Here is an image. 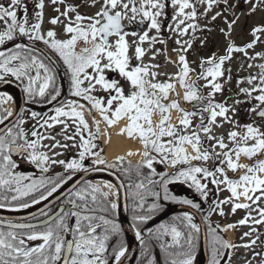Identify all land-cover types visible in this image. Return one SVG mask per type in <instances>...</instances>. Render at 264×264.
<instances>
[{"label":"snow or ice","instance_id":"6c2138e0","mask_svg":"<svg viewBox=\"0 0 264 264\" xmlns=\"http://www.w3.org/2000/svg\"><path fill=\"white\" fill-rule=\"evenodd\" d=\"M55 4L57 2L63 3V0H52ZM93 3L96 0H92ZM204 2V0H200ZM214 0H208V5ZM171 4L175 9V14L172 17L176 21L175 29L179 34H184L189 28L195 30L196 25L186 21L194 20L196 18V10L189 0H171ZM40 11L35 13L37 22L29 24L28 9L23 4V0H8L7 4L0 3V22L3 23V28L0 29V45H6V42H13L15 49L8 48L7 51H0V80L5 76L14 77L16 80L24 82L26 85L23 91L27 94L29 99L40 97L47 99L50 103L57 99L60 95V90L56 86L55 76L53 70L42 59L34 54L36 51L34 46H28L24 43H16L17 35L21 38L26 37L30 42L40 41L54 52L63 64L66 66L67 72L70 74L71 91L73 97L87 101L90 109H86L84 104L78 100L68 101L61 107L54 109V115L48 117L39 126L52 128L55 124H63V133H67L69 125L66 120H72L76 125L75 132L72 136L64 135L66 140H74L75 136L80 137V143L77 145L73 143L72 147H78V159L70 161L51 159L45 152L40 151L38 146L49 147L41 145L44 139H54L51 136H43L38 131L33 130L32 137L36 139L28 140L20 125L25 121L18 119L12 127L7 128L3 135H0V208H9L12 211L20 209H28L32 205L40 204L41 201H46L49 197L65 183V179L60 177L53 181L51 178L41 177L40 179H32L24 176L19 172L14 171L17 167L16 162L12 158V153L26 154V158L42 173H47L50 164H60L64 166L66 171H87L84 167V161L87 156L93 157V165H104L107 168H113L115 165L106 161L99 152L93 151L97 145L93 140L98 135V121L92 123L97 127V132L93 133L90 130V125L86 116L91 115L92 110H96L102 115L103 121L108 125H113L116 121L123 117H127V126L121 129V133L126 132L129 137H133L134 133H138L141 142L144 145L145 151L142 153L143 160L137 167L147 165L152 168L154 157L149 155V149L162 155L161 162H168L171 157L170 166L175 169L176 165H189L184 169H177L171 174H161L160 184L164 191V200H176L168 194L167 185L174 180H183L185 182L191 181L196 190L202 196H206V185L201 182L202 179L212 177L211 183L214 185L224 184L227 190L231 193L229 198L231 201L239 200L241 197L245 201H252L256 204L261 199H264V160L258 161L255 165H240L233 161L229 154L233 152L238 159L241 154L251 158L261 150H264V133L260 132L258 128L251 124L245 125L246 132L244 135L233 131L228 133V138L236 145L229 151H223L227 145L223 142V138H216L208 135L211 128L205 126L203 122L191 132V135H179L177 128L168 123L170 117L167 115L170 109H175L182 113L179 119V124L184 130H187L191 124L190 117L196 115L195 112L184 111L179 107L177 100H173L169 104H164L161 101L166 100L169 91H174L176 84L174 83H151L145 77H155L156 73L149 72L148 66H136L129 68V44L126 41V36L137 35V33H128L123 30L122 21L127 19L129 22L140 18V23L149 21L148 28L160 31L161 25L158 18L163 14L166 7L164 0H103L100 10L94 16L85 17L80 14L75 16V20L69 19L67 24H64L63 31L69 34L67 39H57V33L54 30H47L45 34L41 32V23L43 20L44 0H39L35 5ZM192 9L186 12V9ZM18 10H22L23 18L18 17ZM59 11V9H57ZM75 8L68 6L60 15L68 18L69 12H74ZM215 19V17H213ZM88 20L86 25L82 22ZM52 25L62 23L59 17H54L49 21ZM186 25L185 27H181ZM231 28V25H229ZM264 32V27L254 28L252 35L255 37L257 33ZM116 37L115 42L110 41V37ZM148 33L145 32L139 36L140 43L148 40ZM155 38H153L154 41ZM258 39V37H257ZM78 41H83L86 45L91 44V47H84L79 53L75 51ZM180 43L179 40L176 41ZM256 40L247 44L244 48L234 47L229 44L226 55L220 56L218 61L214 58H209L206 62L201 61V66L204 63L212 65L207 72H201L197 79H207L211 77L209 84L214 92L221 90L219 83H214L217 77L223 75L222 65L225 60L230 59L232 52H244L246 48H252ZM191 45L189 44V47ZM187 49H185L186 51ZM144 55V50L137 46L135 48V58L140 59ZM260 56V53L256 54ZM106 61V62H104ZM179 64L181 70L177 75L171 79L184 89L183 98L185 101L202 100V96L198 95L195 80L189 82L188 63L184 55L179 56ZM252 67L253 65H249ZM261 69L258 76H252L248 79V83L252 84L253 80H258V84L251 88H242L241 92L251 96L252 92H259L255 96V100L264 104V64L257 65ZM92 69L89 74L86 70ZM105 70L118 72L119 76L126 80L133 89L125 96L123 88L120 86L119 80L106 79ZM34 73V74H33ZM85 81L88 82L87 87L84 86ZM99 85L102 91L108 92L109 96L106 105L101 99L93 96L91 93ZM114 93V94H112ZM209 93V100L207 105L202 109L203 112H208V125L216 122V118L224 117L227 119L226 113L228 109L223 104H213ZM6 97V94H5ZM10 99V97H6ZM114 102H118L116 107L112 108ZM0 103L3 99L0 98ZM111 111V117L108 113ZM256 111V109H252ZM153 112L159 114V122L154 130L152 126ZM257 115L264 118V109L260 110ZM11 112L7 116L0 115V124H3ZM35 119L37 114L32 113ZM63 118V119H62ZM146 125V127H145ZM17 128L18 131H13ZM203 131L209 140L216 139V144L213 148L219 147L222 151L216 153V156H221V164H226L229 170L235 171L238 168H243L244 174L238 180L229 179L223 167H216L215 171H209L207 168L199 166H191L190 161L204 160L210 158V153L205 150L201 152L200 131ZM84 131H88L89 137L86 139L83 135ZM172 137L167 141V144L161 142L162 137ZM239 141L247 145V141L254 140L251 146H240ZM22 141V142H21ZM189 145L195 155L189 156L186 153L183 145ZM57 146L68 147V145H60L59 142L51 145V148ZM134 153H129L133 155ZM123 157H117V160H122ZM155 170L153 169V173ZM220 173L223 176L222 180H217L215 174ZM198 174L199 177L198 178ZM71 177H68L70 179ZM26 181H29L26 183ZM149 184H155V181L148 180ZM104 187L109 189L112 185L105 184ZM138 189H146L145 184L136 185ZM43 190V191H42ZM259 192V195H255ZM39 193L38 197L34 194ZM114 195L116 193H113ZM153 196H159L158 192L150 193ZM90 195L91 203L97 204L98 198L103 202L104 207L100 208L103 212H115L118 205L114 201H109L108 192L101 190L99 185H87L85 189H81L74 193V195L67 201L70 207L67 211L62 207L55 215H49L45 210H41V216L45 217L39 224L34 223H8L7 231L0 230V264H109L108 248L109 240L113 236H118L120 233L119 225L114 223L112 219L106 218L104 215L96 216L89 214L95 212L97 209L89 208L86 196ZM139 195V193H137ZM30 198V202L25 200ZM143 197H141L142 201ZM77 201H80L78 203ZM182 204H191L189 200H178ZM229 200L220 201V204L228 203ZM219 206V205H218ZM192 207H198L193 204ZM159 208V205L152 204L149 212H154ZM251 209L248 203H233L232 212L237 209ZM259 219L248 216L241 219L238 223L245 224L251 220L255 224L264 223V208H257ZM221 210L220 215H223ZM35 219V217H33ZM74 218V224L69 221ZM150 216L140 215L133 216V221L144 222ZM183 220L187 221L185 227L188 229L187 233H182L173 225L161 224L155 232L156 238L162 239L164 236L171 237V244H161L164 249L176 247L179 249L174 254L175 258L171 260V264H193L195 259L196 239L200 228L192 223V217L187 213L184 214ZM103 228L99 234L97 229ZM233 225H227L225 229L232 228ZM42 228V230H38ZM212 236L211 241V257L208 264H221L219 257L223 255L221 249L235 247L227 241L215 235V229L210 228ZM254 231V229H253ZM66 234L70 238H66ZM151 234V233H150ZM245 236L249 233H245ZM138 240L141 239L139 231L136 232ZM40 241L35 246H30L29 242ZM255 244V241L251 242ZM218 246V247H217ZM250 245H244L249 247ZM126 248L122 243L112 247L111 255L114 257L115 264H120L121 257L125 256ZM148 264H152L149 260ZM264 264V261L261 262Z\"/></svg>","mask_w":264,"mask_h":264},{"label":"rangeland","instance_id":"374dc122","mask_svg":"<svg viewBox=\"0 0 264 264\" xmlns=\"http://www.w3.org/2000/svg\"><path fill=\"white\" fill-rule=\"evenodd\" d=\"M102 2L103 0H96L95 3H93L92 0H63V3L57 2L54 4L52 0H44L43 25L41 26L42 34H45L47 30H54L57 33V39L69 38V34H66L63 31L64 24H67L69 19L74 21L77 14L85 17L94 16L95 13L100 10ZM189 2L194 6L197 15L194 20L186 21V24H195L196 28L195 30L189 28L184 34H179L177 31L172 30L176 27V21L172 19L175 14V9L171 4V0H164L166 7L163 11V14L158 18L161 25L159 32H157L155 29L148 28L149 21H144V23L141 24L139 17L131 22H129L127 19L123 20L122 25L124 26L125 32L137 33L135 36H126V41L129 44V68L136 66H148L150 73H156L154 78L151 76L145 77V79L149 80L151 83L176 84L175 90L169 91L167 99L162 100L161 102L164 104H169L173 100H177L179 107L184 111L197 113L196 115L190 117L191 124L187 130H184L179 124V119L181 118L182 113L177 112L175 109L169 110L167 113L169 117H171L172 111L177 112V119L175 121H171L169 119L168 123L173 124L177 128L179 135H191V132L196 129L197 126L201 124V122H203L205 126L211 128V132L208 135L216 138H223V142L227 145V147L223 150L231 148L233 149L236 147V145L233 144L231 140H229V132L235 131L242 136L246 132L245 125L251 124L253 127L258 128L260 132L264 133V118L259 116L256 117L255 115V113L264 109V104H261L255 100V96L259 95V92H252L251 96L241 92L242 88L251 89L258 84V80H253L252 84H249L247 81L252 76H258L261 72V69L257 67V65L264 64V32L257 33L255 37L252 35L254 28L264 27V0H214V2L211 4V7L208 5V0H204V2H200V0H189ZM68 6L75 8V11L69 12L68 18H66L60 15V13L64 12L65 8ZM57 9H59V11H57ZM185 11L190 12L192 9H186ZM54 17H59V20L62 23L52 25L49 21ZM213 17H215V19H213ZM82 23L87 24L89 21L85 20ZM229 25H231V28H229ZM185 26L186 25H182L181 27ZM145 32L148 33L149 39L143 43H140L139 36L143 35ZM153 38H155L154 41ZM115 39L116 37H112L110 38V41L114 43ZM177 40L180 41L179 44L176 43ZM253 40H256V43L252 48H246L244 52L234 51L231 53L230 59L224 61L222 65L223 75L217 77L216 80L213 81L214 83H219L221 85L220 91L214 92L211 88L209 84L211 77H208L207 79H197V76L201 72H207L208 68L212 67V65L207 63H204L202 67L201 61L206 62L209 58H214L218 61L220 56L227 54L226 50L229 44H232L234 47L244 48ZM189 44L191 45L190 47ZM44 46L48 52H51V55L54 58H58V55L48 49L46 45ZM137 46L144 50V55L139 60L135 58V48ZM84 47H91V44L86 45L83 41H78L75 51L79 53ZM185 49L187 50L185 51ZM257 53H260L261 55L257 56ZM180 55L185 56L189 69L191 70L188 77L189 82L195 80L198 95L202 96L204 99L193 100L190 102L185 101L183 98L184 89L180 87L175 79H171L175 77L181 70V65L179 64ZM57 64L59 65L58 62ZM249 65L253 66L250 67ZM89 72V74H91L92 69H89ZM104 75L105 77H112L114 80H119L120 86L123 88L125 96H127L130 91L133 90L130 84L119 76L118 72L105 70ZM87 84L88 82L85 81L84 86L87 87ZM96 89L97 90L93 91L91 94L101 99L106 105L109 93L99 90V85L96 86ZM209 93H212L210 99L213 104H223L228 109L226 113L227 119L218 116L216 118V122L212 125H208V118L210 114L208 112L202 111V109L208 103ZM71 99L78 101L80 100L81 102L87 104L89 108H91V105L87 101L76 97H72ZM117 103L118 102H114L112 106L113 110ZM252 109H256V111H252ZM92 112L93 120L95 119L97 113V115H99L103 121L101 113L96 110H92ZM155 114L157 115L156 122L154 121ZM108 115L111 117V111L108 113ZM31 118L33 117L28 113H24L22 115V119L25 121L22 126L27 132L35 127V120ZM123 118L126 120L127 126V117L125 116ZM151 119L154 130H158L156 129V125L159 122V114L153 112ZM68 122L69 121L66 120V123L69 125ZM104 124L106 123L104 122ZM63 128V124H55L50 129L42 127L38 132L43 136L54 137V139L42 140L40 142L41 145H46L49 147L38 146V148L40 151L45 152L51 159L54 160H65L67 162L70 158L78 159L79 148L72 147V145L73 143L79 145L80 137L75 136L74 140H66L64 138L65 134L68 136L73 135L76 125L71 121V125H69L67 133L62 132ZM85 134L86 131L83 132V135ZM133 135H136L140 140L138 133H134ZM199 135L201 137V152L207 150L210 155H212V149H215L218 152L222 151L219 147L213 148V145L216 144V139L209 140L202 130L199 132ZM126 136L129 137L127 133ZM170 139L173 138L165 136L161 138V142L167 144V141ZM57 142H59L60 145H68V147H50ZM238 143L240 146H251L254 143V140L247 141V145H245L243 142L239 141L238 137ZM185 146L189 145H183L186 150ZM100 148L104 152L102 145ZM99 150L100 149L96 147L93 151L99 152ZM263 154L264 150H261L251 158L241 154L239 158L242 157V161H236L239 158L237 159L233 152H231L230 155L234 157L232 158L233 161H236V163L240 165H251L256 161L261 160V156H263ZM149 155L156 156L162 160V155L157 154L151 149H149ZM89 158H91V156L86 157V159ZM170 160L171 157L169 156L168 162H164L167 164V168L170 166ZM209 161L211 162L210 158L207 160V162ZM205 162L206 161L204 160L191 161V163L198 164L202 167L205 166ZM61 166L62 165L60 164H50V167L54 169H59ZM180 166L186 165L178 164L176 165L175 169L170 166L171 168L168 170V172L173 173ZM221 166L228 170L226 164H222ZM206 167H208V169L214 168L212 163L210 166ZM63 168L64 167L62 166L61 169ZM241 169L245 171L243 168ZM228 171L234 175L236 170ZM215 176L217 180H221L220 177L217 175ZM209 179V181L205 180L204 182L206 185H208L207 188H210L209 185H214L211 183L212 177ZM217 187V195L216 190L214 191V188H210L213 191H206L207 194L209 193L210 198L215 203L217 200L220 201L222 199L229 200V202L219 206L215 205V212L213 215H211L209 220L210 225L208 230H206V234L208 233L206 235L207 243H211L212 241V236L209 231L210 228L215 229V235L219 236V229L221 230L220 226L222 227V225L230 224L233 225V227L230 228L233 234L232 242H234V244L239 247L233 248L231 250L233 257H231L228 264H241L245 261L247 262L246 264H256L264 261V251L255 252V250H257L259 247H262L260 242L256 240L255 245H252L251 243V240L257 235L261 237L260 240L264 241V223L255 224L251 220L245 224L238 223L241 219L248 216L249 213L252 217L259 219L258 213L255 211V209L258 207L264 208V199H261L256 204H253L252 201H247L246 203L251 205V209L241 208L237 209L235 212H232L233 203H240V199L231 201L229 199L231 197V193L227 190V188H225V185L219 184ZM255 195H259V192H257ZM108 197L110 201L116 202L115 197ZM221 210L224 213L223 215H220ZM245 233H249V235L245 236ZM244 245L250 246L244 247ZM262 248L264 249V247ZM221 251L224 254V251ZM250 255H252L251 259ZM248 257L249 259L247 260Z\"/></svg>","mask_w":264,"mask_h":264},{"label":"trees","instance_id":"16d2710c","mask_svg":"<svg viewBox=\"0 0 264 264\" xmlns=\"http://www.w3.org/2000/svg\"><path fill=\"white\" fill-rule=\"evenodd\" d=\"M8 48L15 49V44L13 43L11 44L10 42H7L6 45H0V51H7ZM59 65H60L61 71L64 73V79L67 82V88H64L63 79L59 76V73L53 70V75L55 76L56 86L60 90V95L54 101H57L58 99H60V97L63 94L66 95V100L60 105H58L57 107H61L65 105L68 101L73 100L71 99L73 96L70 94V91H71L70 74L67 72L66 66L63 64V62H59ZM5 77L14 78L10 76H5ZM111 78L112 77H108V79H111ZM19 83L22 88V92L26 94L23 91V88H24L23 84L21 83V81ZM30 100L31 99H29L28 97L27 98L28 104L30 103ZM32 100L37 101L42 108L47 107L50 103L54 102V101H51L49 103L47 99L40 98V97H35ZM78 102L81 104H84L86 106V109H88L87 104L81 102L80 100ZM0 115L4 116V109L1 103H0ZM86 119L89 122L91 132L96 133L97 127L92 123L94 121L92 118V111H91L90 116H86ZM84 137L86 139L90 138L88 131L84 135ZM93 143L97 145V147L100 149L99 153L102 154L103 151L100 148L101 144H100L98 135L93 140ZM12 158L16 162V165H17L14 171L19 172L20 174L24 176L31 177L32 179L38 180L41 177H45V178H51L53 179V181H56L60 177H63L66 182L68 180V177L75 175L77 172V171L75 172L66 171L65 168H63V169H59L56 171L48 170L47 173H42L40 169L37 168L36 165L33 163L29 164L33 169L26 170L24 169V167L18 164L16 158L14 157ZM72 159L73 158H70L69 161ZM141 161L132 162L127 159H122V160L115 161V162H109L115 165V167L113 168H107L104 165H96V166L104 167V168H107L113 171L120 178V180L122 181L125 187L126 199H127L128 220L130 224L132 225L133 229L135 230V232L137 231L140 232L141 239L143 240V244L141 243V240H139L138 251L136 253V257H135L133 264H148L149 260L152 261V264H171V260L175 257L174 255L170 256L169 253L171 252L174 254L179 249H177L176 247H172V248L165 247L164 249H162L161 244H164V245L171 244V237L164 236L162 239L158 240L155 236L156 230L159 228L161 224L168 225L169 227L175 225L178 228V230L186 234L188 231V229L185 227V225L187 224V221L183 220L185 213L191 216L192 217L191 222L195 223L199 227V225L196 222H194L193 220L194 217L187 211L177 209L178 206H186L196 211L202 217V220L205 224V228L206 230H208L209 225H210L209 220H210L211 215L214 212L216 204L210 198L209 193L206 196H202L201 193L196 190L195 186L191 184V181L185 182L183 180H174L173 182L167 185L168 194L172 197H176V200H172V199L164 200L163 199L164 191H163V187L160 184L161 174H171L167 172L166 164L164 162H161L160 160H157V161L153 160L152 168H148L147 165H142L140 167H137V165L140 164ZM188 166L189 165L180 166L178 169H184V168H187ZM191 166L202 167L198 164H192ZM153 169L155 170L154 173H153ZM208 170L212 171L211 169H208ZM198 178H200L199 174H198ZM209 178L207 179L201 178V182L205 184L204 183L205 180L209 181L210 180ZM149 179H151L152 181H155L156 183L149 184L148 183ZM27 182L29 181H26V183ZM141 183L145 184L146 189H138L136 187V185L141 184ZM87 185H93V184L90 182H84L80 184L74 190V192L69 194L63 201H61L62 204L64 205L65 211H67L68 208L70 207L67 201L74 195L75 192L80 191L81 189H85ZM206 186L208 187V185ZM207 187H206V191H213L211 190L213 188L215 191L214 185L213 186L209 185L211 189ZM152 192H158L159 196L151 195L150 193ZM137 193H139V195H137ZM38 195L39 193L34 194V196H37V197ZM141 197H143L142 201H141ZM25 200L30 202V198H25ZM86 200L88 202L89 208L97 209L95 212H92L89 214H93L96 216L104 215L106 218L112 219L114 223L119 225V228H120L119 235L113 236L108 242L109 243V248H108L109 264H115L114 257L111 255L112 247L117 246L118 243H122L124 247L126 246L124 233L122 231L120 220L117 214V209L115 210V212H103L99 210L100 208L104 207L103 202L99 198H98L97 204L91 203L90 195L86 196ZM178 200H189L191 201V204H182V203L177 202ZM77 202L80 203V201H77ZM154 203L159 205V208L154 212H149V208ZM193 204L198 205V207H192ZM54 208L55 207H52L51 209L47 210V212L50 213ZM140 215L150 216V218L144 222L133 221V216H140ZM33 217H35V219ZM33 217L29 218L28 221H37V220L44 218L43 216H41V214L35 215ZM69 223L74 224V218L70 220ZM0 230L7 231L8 229L0 227ZM38 230H42V228ZM102 231H103L102 227L97 229L98 234ZM196 235H197L196 250H195V259H194L193 264H202L203 254H202V246H201V232L199 231V233ZM218 235L221 239H223L220 229H219ZM66 238H70V235L66 234ZM38 243H40V241L29 242L30 246H35ZM207 248H208V262H209V259L211 257V243H207ZM221 250L224 251L225 255L223 254L221 257H219V259L221 261V264H224L225 261L227 260L228 248L221 249Z\"/></svg>","mask_w":264,"mask_h":264},{"label":"water","instance_id":"95a60500","mask_svg":"<svg viewBox=\"0 0 264 264\" xmlns=\"http://www.w3.org/2000/svg\"><path fill=\"white\" fill-rule=\"evenodd\" d=\"M123 30H124V28H123ZM41 51L51 61V63L56 67V69H59L56 61L46 51H44V50H41ZM61 76H63V75L61 74ZM5 85L12 86L16 90V92L18 94L19 104H18V109L13 114V116L11 118H9L0 127V134H2L12 123H14L16 121V119L20 116V113H21V110L23 107V96H22L20 88L11 81H8V80L0 81V87H4ZM63 99H64V97L60 98L55 103L51 104L47 108V110H50V109L54 108L55 106H57L59 103H61V101ZM17 154H19V153H12V155H17ZM102 157L105 158V155H102ZM86 163L88 164L87 166L90 169H88L87 171L81 172V173L77 174L76 176H74L72 179H70L68 181V183L65 184V187H63V189H61V191L54 193L46 201H43L40 204L35 205L34 209H32V211H30L28 213L19 214V215H8V214L0 213V226L7 228L8 223L15 224V223L24 222V220H27V219L39 214L42 209L43 210L49 209L50 207H52L56 203L60 202L64 197H66L79 184H81L82 182H85V181H89L90 177L101 173V174H104L108 177H111L116 182V184L118 185V190H119L118 215L120 218V224H121L122 230L124 231L125 241H126V253H125L126 262H125V264H133L136 254H135L134 249H133L132 239H131V235H130V224L128 222V217H127L126 191H125L124 185L114 172L107 170L105 168H101V167H93V164L88 163L87 161H86ZM62 207L63 206L60 205L56 209V211H54L51 215H55L56 213H58ZM177 208L181 209V210L188 211V212L192 213L197 218V221H198L199 226H200V231H201V244H202V253H203V263L202 264H207L208 251H207L206 232H205V227H204V224H203L200 216L198 215V213H196L195 211H193L192 209H190L188 207L179 206ZM33 223L39 224L40 221L33 222Z\"/></svg>","mask_w":264,"mask_h":264},{"label":"bare ground","instance_id":"6f19581e","mask_svg":"<svg viewBox=\"0 0 264 264\" xmlns=\"http://www.w3.org/2000/svg\"><path fill=\"white\" fill-rule=\"evenodd\" d=\"M5 94L6 97H10V99H7L5 97ZM0 97L3 99L2 104L3 107L5 108L6 114L8 112H11L13 115L18 109V104H19L18 94L16 90L9 85L0 87ZM95 119L99 122L98 124L99 137L104 149V155L106 160L119 161L117 160V157H123V159L136 162V161H140L143 158L142 153L145 151V149L141 140H139L136 135H133V137L129 138L126 136L125 132L121 133V129L126 127V120L124 118H121L120 120L116 121L111 126L104 124V122L101 120L100 116L97 115V113ZM176 119H177V112L172 111L170 120L175 121ZM156 120H157V115L155 114L154 121L156 122ZM185 147L189 156L195 155L189 146H185ZM129 153H134V154L129 155ZM89 181L94 183L95 185H99L102 191L108 192L109 196L115 197L116 203H119L118 185L111 177H108L100 173L90 177ZM105 184L112 185V188L109 189L107 187H104ZM113 193L116 194L114 195ZM240 202L244 203L246 201L241 197ZM32 209L34 208L12 211L9 209L0 208V213L8 214V215H19L23 213H28L32 211ZM130 235L132 239L133 249L135 252L137 249L138 239L136 237L134 230L131 227H130ZM225 236L227 237V239L231 240L233 237L231 230L226 231ZM125 262H126V255L121 258L120 264H125Z\"/></svg>","mask_w":264,"mask_h":264},{"label":"flooded vegetation","instance_id":"af4514ba","mask_svg":"<svg viewBox=\"0 0 264 264\" xmlns=\"http://www.w3.org/2000/svg\"><path fill=\"white\" fill-rule=\"evenodd\" d=\"M7 2H8V0H0V3H5V4H7ZM37 3H39V0H23V4L24 5H26L27 6V9H28V13H27V16H28V22H29V24H32V23H35V22H37L36 21V19H35V13L36 12H38V11H40V9H37L36 7H35V5L37 4ZM18 17L19 18H23V15H24V13H23V11L22 10H18ZM123 22V21H122ZM43 25V20H42V23H41V26ZM86 25V24H85ZM3 28V23L2 22H0V29H2ZM15 42L16 43H24L25 45H28V46H34V48H35V52H34V54H37L38 55V57L40 58V59H42L43 61H44V63H46L52 70H55L56 71V69L54 68V66H53V64L49 61V59L40 51V49H44V50H46L47 51V49H45V46H44V44L42 43V42H40V41H36V42H30V41H28L27 40V38L26 37H23V38H21V37H19L18 35H17V37H16V40H15ZM7 43V42H6ZM11 44L13 43V42H10ZM14 44V43H13ZM48 52V51H47ZM48 53H50L51 54V52L49 51ZM58 63L59 62H62L61 60H60V58L58 57H56V58H54ZM88 73H90L89 72V69H87L86 70ZM57 72V71H56ZM34 74V73H33ZM107 79H108V77H106ZM112 79V78H111ZM3 80H8V81H11V82H13L14 84H16L20 89H21V91H22V88H21V86H20V81H18V80H16L15 78H9V77H4V79ZM1 81V80H0ZM22 84H23V86H25L26 85V81H24V82H21ZM64 87L66 88L67 86H65L64 85ZM22 95H23V99H24V105H23V107H22V110H21V113H20V116H19V118L18 119H22V115L24 114V113H28V114H30L31 116H32V113H36L37 114V116H36V118L34 119V118H31V119H33V120H35L34 122H35V127H33L29 132H27V131H25V129H24V127L22 126V125H20V128H22L23 129V131H24V133H25V137L28 139V140H32V139H36L35 137H32L31 136V133H32V131L33 130H36V131H39L42 127H40L39 125L41 124V123H43V121L44 120H46L48 117H50V116H52V115H54L55 113L53 112L54 110V108H52V110H49L50 112H46L45 110H46V108L49 106H47V107H44V108H42L41 106H40V104L37 102V101H34V100H30V103L28 104V101H27V98H28V96H27V94H24L23 92H22ZM88 109H90L89 107H88ZM255 115H256V113H255ZM33 117V116H32ZM257 117V116H256ZM40 120V121H39ZM67 121H69L68 123H69V125H71V121L72 120H67ZM13 125H11L10 127H12ZM13 131L15 132V131H18V129L17 128H13ZM86 133H87V131H86ZM3 134H4V132H3ZM3 134H1V135H3ZM22 142V141H21ZM14 158H16V160H17V162H18V164L20 165V166H22V167H24V169H26V170H31V169H33L29 164H31V162L26 158V154H24V155H22V154H18V155H15V156H13ZM62 167V166H61ZM61 167L59 168V169H61ZM64 167V166H63ZM84 167H86V163L84 164ZM48 168H49V170H51V171H56V170H59V169H54V168H51L50 167V165L48 166ZM60 204H62V202H59V203H57V204H55V206H53V207H55L49 214H51L55 209H56V207L57 206H59ZM260 236L259 235H257L255 238H253L252 240H251V242L252 241H256V240H258L259 242H260V244H261V246L262 247H264V241L263 240H260ZM255 244H256V242H255ZM255 244H252V245H255ZM262 247H259L257 250H255V252H257V251H260V252H263L264 251V249L262 248ZM261 248V249H260ZM251 257H252V255H250V259H251ZM249 259V257L247 258V260ZM247 262L245 261V262H243V263H241V264H246ZM256 264H261V262H259V263H256Z\"/></svg>","mask_w":264,"mask_h":264}]
</instances>
